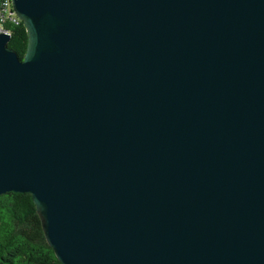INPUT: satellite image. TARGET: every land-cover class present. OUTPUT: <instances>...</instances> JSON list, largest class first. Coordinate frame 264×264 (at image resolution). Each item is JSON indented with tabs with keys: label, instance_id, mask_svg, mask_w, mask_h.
I'll list each match as a JSON object with an SVG mask.
<instances>
[{
	"label": "water",
	"instance_id": "obj_1",
	"mask_svg": "<svg viewBox=\"0 0 264 264\" xmlns=\"http://www.w3.org/2000/svg\"><path fill=\"white\" fill-rule=\"evenodd\" d=\"M0 194L62 264H264V0H12Z\"/></svg>",
	"mask_w": 264,
	"mask_h": 264
},
{
	"label": "trees",
	"instance_id": "obj_2",
	"mask_svg": "<svg viewBox=\"0 0 264 264\" xmlns=\"http://www.w3.org/2000/svg\"><path fill=\"white\" fill-rule=\"evenodd\" d=\"M8 46L22 59L27 32L22 22L10 26ZM0 264H62L47 244L29 193L0 194Z\"/></svg>",
	"mask_w": 264,
	"mask_h": 264
},
{
	"label": "built area",
	"instance_id": "obj_3",
	"mask_svg": "<svg viewBox=\"0 0 264 264\" xmlns=\"http://www.w3.org/2000/svg\"><path fill=\"white\" fill-rule=\"evenodd\" d=\"M21 22L13 10L12 0H0V33L10 35V26Z\"/></svg>",
	"mask_w": 264,
	"mask_h": 264
}]
</instances>
